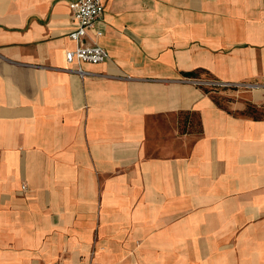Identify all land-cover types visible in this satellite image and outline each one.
I'll return each mask as SVG.
<instances>
[{"label": "crops", "instance_id": "0c3cea01", "mask_svg": "<svg viewBox=\"0 0 264 264\" xmlns=\"http://www.w3.org/2000/svg\"><path fill=\"white\" fill-rule=\"evenodd\" d=\"M103 1L81 76L70 0H0V264H264V0Z\"/></svg>", "mask_w": 264, "mask_h": 264}, {"label": "built area", "instance_id": "2783aa9c", "mask_svg": "<svg viewBox=\"0 0 264 264\" xmlns=\"http://www.w3.org/2000/svg\"><path fill=\"white\" fill-rule=\"evenodd\" d=\"M69 9L74 25L69 37L77 45L74 50L67 52L66 59L69 64L78 66L74 71L83 76L85 72L81 68L82 64H99L106 61L109 57L108 52L103 47L87 44L85 40L88 31L103 22L105 4L103 0H70ZM97 33L101 35L102 31L99 30ZM193 82L209 93L222 89L247 91L260 87L255 84H231L212 79H197ZM23 188L25 189L26 186H23Z\"/></svg>", "mask_w": 264, "mask_h": 264}, {"label": "rangeland", "instance_id": "374dc122", "mask_svg": "<svg viewBox=\"0 0 264 264\" xmlns=\"http://www.w3.org/2000/svg\"><path fill=\"white\" fill-rule=\"evenodd\" d=\"M213 96L219 103L223 104L224 106H226V104L228 103V99L236 98V96L229 97L225 95L224 92H221L220 90L216 91L213 94ZM237 113L244 115V116H249L252 118L264 119V105H262L261 107L249 105L244 110L238 111Z\"/></svg>", "mask_w": 264, "mask_h": 264}, {"label": "trees", "instance_id": "16d2710c", "mask_svg": "<svg viewBox=\"0 0 264 264\" xmlns=\"http://www.w3.org/2000/svg\"><path fill=\"white\" fill-rule=\"evenodd\" d=\"M219 103V102H218Z\"/></svg>", "mask_w": 264, "mask_h": 264}]
</instances>
